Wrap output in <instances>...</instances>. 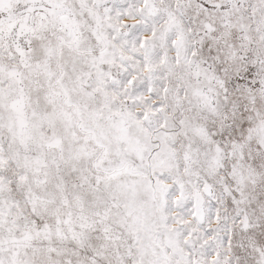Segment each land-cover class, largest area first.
Wrapping results in <instances>:
<instances>
[{"label":"snow or ice","instance_id":"1","mask_svg":"<svg viewBox=\"0 0 264 264\" xmlns=\"http://www.w3.org/2000/svg\"><path fill=\"white\" fill-rule=\"evenodd\" d=\"M0 264H264V0H0Z\"/></svg>","mask_w":264,"mask_h":264}]
</instances>
